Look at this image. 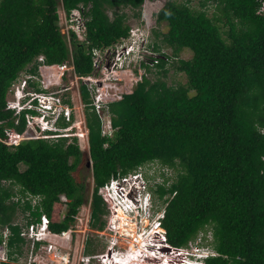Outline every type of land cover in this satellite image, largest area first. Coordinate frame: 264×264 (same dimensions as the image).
I'll list each match as a JSON object with an SVG mask.
<instances>
[{"label":"trees","instance_id":"16d2710c","mask_svg":"<svg viewBox=\"0 0 264 264\" xmlns=\"http://www.w3.org/2000/svg\"><path fill=\"white\" fill-rule=\"evenodd\" d=\"M262 1L201 0L196 7L190 0H166L156 12L165 30L156 35L171 47V64L185 81L169 84L164 77L141 76L130 91L108 103L110 136L102 134L91 92L80 79L93 178L91 227H105L107 198L101 187L113 176L157 160L174 170L173 179L151 188L164 204L161 224L170 245L187 246L208 227L216 254L206 264H264V12H257ZM143 2L1 0L0 230L12 229L9 245L23 241L13 224L18 192L19 198L26 192L41 196V213L54 231L68 228L86 200L85 185L73 174L83 155L76 136L72 141L65 135L36 136L13 146L3 141L5 127L20 133L25 126L23 112L16 123L6 108L9 87L21 72L38 73L40 55L46 64L71 58L78 76L93 74L94 50L115 47L131 35L127 13L114 10L110 16L107 10L129 6L138 16ZM59 3L67 14L80 10L82 38L70 29L67 40L61 31ZM150 47L156 61L141 51L139 64L149 68L152 63L166 74L170 55L161 52L158 41ZM184 48L191 50L189 57L180 56ZM28 81L41 89L39 82ZM61 194L67 198L63 218L57 208ZM25 203L23 209L30 208ZM31 212L40 219L38 208Z\"/></svg>","mask_w":264,"mask_h":264},{"label":"built area","instance_id":"2783aa9c","mask_svg":"<svg viewBox=\"0 0 264 264\" xmlns=\"http://www.w3.org/2000/svg\"><path fill=\"white\" fill-rule=\"evenodd\" d=\"M257 12H264V1L261 2ZM74 18L77 21H80L82 19L80 10L78 8L72 9L69 14L65 13L64 11V21L67 24V29L62 32L65 33L67 40H69L70 29L75 30L79 38L81 37V35L83 37L82 20H81V29L76 30V28L73 26V24H75V21H73ZM132 38L133 35L131 34L127 39H124L122 40V42L116 44L115 47L96 48L94 50V58H93V65L95 67V71L97 67L98 56H100L101 52L111 51V53L113 54L115 51L118 50L117 55H121V53L122 55L130 54L131 48L135 44V41L132 42L131 40ZM143 52H147V51H143ZM153 56L154 59L152 63L156 61V57H157L156 54H154ZM56 65L60 69V74H59L60 77L62 74L65 73V71H67L69 73L74 74L76 79L86 80L85 77L87 76H78L76 74L71 58L70 60H65L64 62L58 63ZM52 66H53L52 64H46V65L43 64V66L41 64L39 65V67L41 68L40 69L41 72L42 69H44V67L50 68ZM112 70L117 71V66L112 68ZM29 76L35 77V75H29ZM98 81L99 82L97 83L95 88L92 86L88 88L90 92L93 93L94 96L93 99L94 108L102 119V133L111 135L113 133V128L111 126L109 119L105 118L103 115V108H102L103 104L101 100L104 95L110 98H120L122 96V93L116 92V90L119 89L117 85H116V90L115 91L112 90L111 87H115V85L110 83L108 80H107L108 82L105 80L101 81V78H99ZM53 83L55 82L51 81V84ZM107 83H108V87L105 88V90H102L103 85H106ZM40 84H41L40 90H35L34 88L29 89L28 80L23 78L20 84L21 87L18 86L15 87L14 91L16 94H23V90H22L23 85L27 89V92L30 94V98L26 105L31 110L24 112L25 127L20 133H17L16 130L13 129L12 127H5L4 131L6 133V136L3 138V141L6 144L13 146L18 144L24 138H30L36 136H46V137L55 138L59 135H65L68 137L69 141H72L73 137L76 136L77 141L78 140L80 142L84 141L88 145V140H87L88 128L85 123L84 114H82L80 118H76L71 123L70 120H71L72 107L69 100L66 99L65 101H63L62 96L60 94L55 93V91L49 90L50 85L48 81L47 82L41 81ZM78 96L80 98L79 93ZM71 98L73 99V105L76 107L74 97ZM15 104H17V101H15L12 97L7 96L6 108H12L15 106ZM20 107L21 105L19 104L16 106L14 112L15 114L20 113L19 112ZM59 118L66 121V125H61L60 123H58ZM29 131L30 132L33 131V132L29 133ZM49 132H51V134ZM141 166H139L137 169L129 171L126 174L111 177L110 180L104 184L102 189H100V192L103 193L107 198V209L109 210L108 217H109V221L112 223V224L110 223V226H112V229H114L115 231H119L120 229L119 231L120 233H123L122 229H124L127 233H130V230L132 231L133 229H135L134 226L140 222L139 224L142 229L137 234L135 230V233L132 234L133 240L139 242V240L144 235V237H146V239L144 240L145 245L146 243H150L151 245H153L154 248L151 247L152 251H155L157 253H163L162 251L163 247L168 248L166 252L170 253V256H168L167 264H204V261L201 260V257L203 255L208 254L209 252L211 254H216V252L210 247V241H211L210 231L205 232L204 234L202 233V230L199 231L195 239L189 242V245H191L192 248L194 249V252H192L194 256H189V253L191 252L185 249V247H188V245L181 247L170 245L166 239L165 229L161 224V218L163 217L165 210L164 204L160 209H158L155 212V215L152 218V220L150 218L152 216V213L149 210L152 208V192L148 188V180L151 179L148 175L144 174L139 170ZM162 179H164V177H162ZM130 190H133L132 194L129 193ZM33 196H38V199L39 198L41 199L40 195L33 194ZM61 198L63 199V201H66L65 195H61ZM15 199L18 200L19 197L15 196ZM36 202L37 201L35 200L33 204H35ZM146 209H147L146 211L147 214H145ZM119 211H122V213L127 215V218L125 219V222L127 224H122L123 221L119 220L118 219L119 217L117 218V216L120 214ZM141 212H144V214ZM129 214H132L133 217H130ZM64 215L65 212L62 213L63 217ZM136 215H139V221L136 219ZM76 216L77 213L73 215L74 220L72 222L75 221ZM89 218H88V222H89ZM132 218H134V221L132 220ZM149 222H151V224ZM35 227H37V230L35 229ZM150 229L154 232L152 231L149 232ZM72 230H74L72 224H70L68 228L63 229L61 231H54L50 229L48 216L45 213H42L40 215L39 220H37L35 223L31 222L27 228L19 231V234L21 236L29 237L31 239L33 244L31 253H33V249L35 247H38L39 250L42 249V251L45 252L51 251V249L53 250L52 257H45V255H43L44 253L42 254L40 251H38L39 253L37 252L35 256L32 257V260H30L29 264H72V258L70 256V253L69 252L65 254L61 253L60 252L61 248L58 249L56 242L59 237L67 238L68 240L64 246H68L70 248ZM0 232H1L0 264H20L17 261H14L19 256V254L13 256L14 253L13 249L15 247H13L10 250L8 244V238L10 237V235L13 234L12 229L8 225H5L4 228L0 230ZM115 237L116 240L117 238H119L118 236ZM144 247L147 250L148 248H150L147 246ZM125 251L121 252L119 248L116 251L113 250L110 252L106 251L102 253H95V254L93 253V256L99 258L101 264H114V263H120L123 260H125V255L129 253L127 252L129 250L125 249ZM176 255H181V259L178 260L176 258ZM197 255L199 256L200 259L196 258ZM82 257L83 256H81V258ZM85 258L87 261L85 264H88L90 258L88 257V255H86ZM157 262L158 263L156 264H162L160 261Z\"/></svg>","mask_w":264,"mask_h":264},{"label":"rangeland","instance_id":"374dc122","mask_svg":"<svg viewBox=\"0 0 264 264\" xmlns=\"http://www.w3.org/2000/svg\"><path fill=\"white\" fill-rule=\"evenodd\" d=\"M165 1L166 0H144L140 8V14L138 16L134 14L135 10L129 6L123 8H112V9L109 8L107 10L110 16L113 15L114 10L125 11L127 13V23L130 25L131 34L133 35V38L131 40L132 42L135 41V44L132 46L131 53L128 55H122V53L121 55H117L118 50L115 51L113 54L111 53V51L101 52L100 56H98L96 71L92 75L85 77L86 80L84 79L88 87L92 86L95 88L97 83L99 82L98 81L99 78H101V81L108 80L110 83L115 85V87H112V90L115 91L117 85L119 89L116 90V92L124 93L130 91L133 85L136 83V81L143 75H146L151 79L157 77H164L169 84H178L179 82L185 81V74L182 71L177 70L173 66V64H171V61L173 59V56L171 57L172 55L171 47L161 41V34L156 35L157 33H160L161 31L165 30L164 22L162 21L158 22L156 20V12L163 5ZM177 1H184V0H177ZM190 1H191L190 4L196 7H199L201 2V0H190ZM213 7H214L213 4L210 3L208 6L209 13L213 10ZM58 13L60 18L59 25L61 31H65L67 29V24L64 21V10L62 8L61 3L58 4ZM81 20L77 21L75 18L73 19V21H75V24H73V26L76 28V30L81 29ZM153 41H158L160 43L161 52H165L170 55L169 58V60L171 59L170 63L167 62L165 64V68L167 69L166 74L160 72L161 68L152 63H150L149 68H147L145 66H142L138 62V57H140L139 53L141 52V50L147 51L150 54L147 56H151V57H154L153 55L157 53L156 51H153L150 47V43ZM190 55H191V50L188 48H184L180 52V56L182 57H189ZM147 61H151V60H147ZM40 64L43 66L42 63ZM114 64L115 66H117V71L112 70V68L115 67ZM40 69L41 68L38 66V73L35 75V77L33 76L30 77L32 79L31 81L34 80L39 82V86L41 85L40 84L41 81H46V82L48 81L49 85L51 84V81L56 82L55 84L50 85L49 90L55 91V93L60 94L62 96L63 101H65L66 99L69 100L72 107L70 122L72 123L76 118H80L82 114H84L85 112V106L83 105L84 103H82L81 99L78 96L80 80L76 79L74 74L69 73L67 71H65V73L62 74L60 77L59 76L60 69L57 66H52L50 68L44 67V69H42V72ZM27 74H28L27 72L24 73L21 72L19 77H26ZM32 86L33 85L29 83V89L34 88V86L33 87ZM107 87H108V83L106 85H103L102 90H105V88ZM71 97H74L76 107L73 105V99ZM15 121L17 122L16 118ZM59 123L61 125H66V123L64 124H62L61 122ZM32 132L33 131L31 132L29 131V133ZM77 142L80 148L83 150V155L77 168L73 171V174L77 180L82 181L84 183L86 200L83 204L80 205L77 211V216L75 218V221L71 222L74 230L71 231L70 248L68 246H64L68 240L67 238L59 237L57 239L56 241L57 247L58 249L61 248L60 252L64 254L69 252L72 258V264H85L87 262L85 258L86 255H88V257L90 258L88 264H97V263L101 264L99 258L93 256V253L94 254L102 253L106 251L110 252L113 250L116 251L118 248H120L121 252H124L126 249L129 250L127 252H134L138 254L146 253L149 256L148 261H146V264H156L158 263L157 261H161V259L159 260L154 257V255L157 254V252L152 251L151 249H148L149 251L145 250L146 249L144 247L145 242L143 240H139V242L133 240L132 234L135 233V230L137 234L142 229L139 224L140 222L134 226L135 229H133L132 231L130 230V233H127L124 229H122L123 233H120L119 232L120 229L119 231H115L114 229H112V226H110L111 222L109 221V217H108L109 210H108L104 214V217L106 219L104 229L98 230L91 227L90 222H88V218L90 216V198H91L92 186H93L92 167L91 164L90 165L88 164L89 158H88V150H87L86 142L84 141L80 142L79 140ZM21 167H23V165H21ZM139 170L150 177L151 180H148V188L150 185L152 189L156 187V183H161L162 181H164L162 177L165 176L174 177V172H173L174 170L170 169L169 167H166L157 160L144 163L139 168ZM18 193L16 195H18ZM19 195L21 196L20 197L21 199L19 198L17 213L13 217V224H16L19 227V231H21L22 229L27 228L31 222L35 223L37 221V219H35V216H33L31 212L32 210L38 208L40 213L43 211H42L41 199L40 198L38 199V196H33V194L27 192L25 194H19ZM61 195H60L61 203L58 204L57 207L58 213L60 214V218L63 217L62 213L65 212V208H66V203H65L66 201H63ZM35 200L37 202L33 204ZM26 201L30 203V208L23 209L24 205L26 204L25 203ZM162 206H163L162 201L159 198H157L156 194H153V190H152V208L149 209L152 213V216L150 217L151 220L154 217L155 212L158 209H160ZM146 211L147 209L145 210V214H147ZM141 213L144 214V212ZM131 215L132 214H129L130 217H133V215L132 216ZM136 219L139 221V215H136ZM132 220L134 221V218H132ZM149 223L151 224V222ZM35 229L37 230V227H35ZM150 231L152 230L150 229L149 232ZM208 231L209 228L207 227L205 230H202V233L204 234L205 232ZM115 236H118L119 238H117L116 240ZM142 238H144V235L142 236ZM85 240H87L88 242L87 249H86ZM19 244L20 246L18 248ZM32 245H33L32 241L29 237H23V241L19 243L17 241H14L12 245H9L10 250L13 247H15L13 251L16 254L13 253V256L19 254L18 258H16L14 261H17L20 264H29L30 260H32V257L35 256V254L38 251H40L42 254L44 253L43 255H45V257H52V253H53L52 249L51 251L45 252L42 251V249L39 250L38 247H35L33 249V253H31ZM190 248L191 245L189 244L188 247H185V249H187L188 251H190ZM134 253L131 254L130 257L131 259H129L128 262H130V260H133V256L135 255ZM81 256L83 257L81 258ZM162 258H164V256H162ZM140 261H138V263Z\"/></svg>","mask_w":264,"mask_h":264},{"label":"clouds","instance_id":"9594fccd","mask_svg":"<svg viewBox=\"0 0 264 264\" xmlns=\"http://www.w3.org/2000/svg\"><path fill=\"white\" fill-rule=\"evenodd\" d=\"M138 59H139V57H138ZM38 60L40 61V63H42V64H44V65H46V63H44V61H43V56L42 55H40V56H38ZM56 64H58V63H54V64H52L53 66H57ZM95 72V71H94ZM20 76V75H19ZM18 76V78L15 80V81H13L12 82V84H11V87H9V90H8V92H7V96L9 97V95H10V97H12L15 101H17V104H15V106L14 107H12V108H9V109H11L12 110V113H13V115L15 116V118L17 119V122L16 123H18V121H19V116L21 115V113L23 112V114H24V112L25 111H28V110H31L29 107H27V103H28V100H29V98H30V94L27 92V89L24 87V85H23V87H22V90H23V94H16L15 93V87L16 86H18V87H21L20 86V84H21V81H22V79L23 78H25L26 80H28V77L30 78V76H29V73L26 75V77H19ZM31 79V78H30ZM80 80V79H79ZM29 82V81H28ZM56 83V82H55ZM55 83H53V84H55ZM50 85H52V84H50ZM112 88V87H111ZM80 93V92H79ZM7 96H6V99H7ZM91 97H92V104H93V106H94V103H93V99H94V96H93V93H91ZM81 98V97H80ZM116 99H118V98H110V97H107L106 95H104L103 96V98H102V104H103V115H104V117L105 118H107V119H109V121H110V123H111V119H110V117H109V110H108V103L109 102H111V101H114V100H116ZM21 105V107L19 108V112L20 113H18V114H15L14 112H15V109H16V106L17 105ZM95 109V108H94ZM99 115V114H98ZM100 116V115H99ZM84 118H85V115H84ZM100 118H101V116H100ZM101 120V126H102V119H100ZM85 123H86V121H85ZM111 126H112V123H111ZM112 128H113V126H112ZM103 134V133H102ZM103 135H107V134H103ZM107 136H110V135H107ZM87 140H88V132H87ZM78 143V142H77ZM87 149H88V145H87ZM90 163H91V161H90ZM168 176H165L164 177V179L163 180H165V178H167ZM174 177H169L168 178V180H170V179H173ZM148 179V178H147ZM164 182V181H163ZM149 189L151 190V186L149 185ZM132 191L133 190H130L129 191V193L130 194H132ZM152 192V191H151ZM151 247H153V245H150V248H148V249H151ZM154 248V247H153ZM119 249V248H118ZM167 249L168 248H166V247H163V249H162V251H163V253H157L156 255H154V257L155 258H157V259H161V263L162 264H167V259H168V256H170V253H167L166 251H167ZM165 250V251H164ZM190 252L191 253H189V255L190 256H194V254L192 253V252H194V249L192 248V246H191V248H190ZM134 252H129L127 255H125V259H126V257H128V255H131V254H133ZM140 253V252H139ZM210 255H213V254H211L210 252L208 253V254H205V255H203L202 257H201V260H203L204 261V264H206V258L208 257V256H210ZM137 256V255H136ZM139 256H141L140 254H139ZM143 256L145 257V256H147V254L146 253H143ZM160 256V257H159ZM162 256H164V258H162ZM176 258L178 259V260H180L181 259V255H176ZM196 258H199V256L197 255L196 256ZM200 259V258H199ZM121 263V262H120ZM120 263H118V264H120ZM135 264H146V262H139V263H135Z\"/></svg>","mask_w":264,"mask_h":264},{"label":"bare ground","instance_id":"6f19581e","mask_svg":"<svg viewBox=\"0 0 264 264\" xmlns=\"http://www.w3.org/2000/svg\"><path fill=\"white\" fill-rule=\"evenodd\" d=\"M120 212V214L117 216V218L119 219V220H121V221H123L122 222V224H127L126 222H125V219L127 218V215H125L124 213H122V211H119ZM146 239V237H144V238H141L140 240H145ZM145 242V241H144ZM150 243H146V245H144V246H149L150 247ZM146 251H148L147 249H145ZM135 255L133 256V260H131L130 262H132V261H135L136 259H139L140 257H142L143 258V260H144V262H146V261H148V255L147 256H143V253H141L140 255L141 256H139V254L138 253H134ZM136 254H137V256H136ZM131 257V255H128V257H126V259L125 260H123L122 262H121V264H129V262H128V260L129 259H131L130 258ZM133 263V262H132ZM114 264H118V263H114ZM131 264V263H130Z\"/></svg>","mask_w":264,"mask_h":264},{"label":"water","instance_id":"95a60500","mask_svg":"<svg viewBox=\"0 0 264 264\" xmlns=\"http://www.w3.org/2000/svg\"><path fill=\"white\" fill-rule=\"evenodd\" d=\"M88 164L90 165V160H89ZM101 189H102V187H101Z\"/></svg>","mask_w":264,"mask_h":264},{"label":"flooded vegetation","instance_id":"af4514ba","mask_svg":"<svg viewBox=\"0 0 264 264\" xmlns=\"http://www.w3.org/2000/svg\"><path fill=\"white\" fill-rule=\"evenodd\" d=\"M98 264V263H97Z\"/></svg>","mask_w":264,"mask_h":264}]
</instances>
